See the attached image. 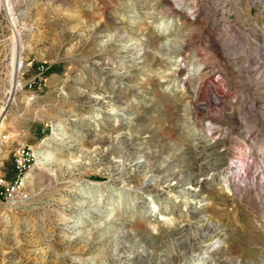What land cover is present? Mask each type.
Returning <instances> with one entry per match:
<instances>
[{
    "label": "rangeland",
    "instance_id": "1",
    "mask_svg": "<svg viewBox=\"0 0 264 264\" xmlns=\"http://www.w3.org/2000/svg\"><path fill=\"white\" fill-rule=\"evenodd\" d=\"M0 118V264H264V0H0Z\"/></svg>",
    "mask_w": 264,
    "mask_h": 264
},
{
    "label": "bare ground",
    "instance_id": "2",
    "mask_svg": "<svg viewBox=\"0 0 264 264\" xmlns=\"http://www.w3.org/2000/svg\"><path fill=\"white\" fill-rule=\"evenodd\" d=\"M21 65H22L21 56L17 55L16 58L14 59V62H13V66H14L13 69L16 71L20 68ZM17 84H18V82L16 81L14 86L16 87ZM1 127H2V119L0 118V129H1ZM1 137L2 136L0 134V138ZM249 164H250V162L247 160H244L243 162H237L236 160L232 161L231 167H233V170L228 175L225 174L226 177H225V179H223V183L226 184L227 186H231L232 188L237 189V188H241L242 184L249 185L251 182L252 183L255 182L260 171H259L258 167L250 168ZM219 231H220V229H219V225L217 222L216 223L210 222L206 226V233H207L206 235L216 236L217 233H219ZM214 240H216V239H214ZM214 240L212 238V242L209 243V244H211V246L214 244L213 243ZM211 246H209V248H211ZM206 249H207V247H206ZM201 255L204 256V258H205L204 261L206 264V262L210 260L209 256L206 253L205 254L201 253Z\"/></svg>",
    "mask_w": 264,
    "mask_h": 264
},
{
    "label": "built area",
    "instance_id": "3",
    "mask_svg": "<svg viewBox=\"0 0 264 264\" xmlns=\"http://www.w3.org/2000/svg\"><path fill=\"white\" fill-rule=\"evenodd\" d=\"M4 137V136H2ZM34 157L33 150L29 145L20 143L13 151L12 169L14 177L12 180L6 179L0 175V195L9 194L13 191H20L24 181V172L29 165L30 160ZM23 197V193L20 194Z\"/></svg>",
    "mask_w": 264,
    "mask_h": 264
},
{
    "label": "crops",
    "instance_id": "4",
    "mask_svg": "<svg viewBox=\"0 0 264 264\" xmlns=\"http://www.w3.org/2000/svg\"><path fill=\"white\" fill-rule=\"evenodd\" d=\"M24 141L23 140H17L15 139V141H11L12 144H14V147H13V151L15 150V148L20 144V143H23ZM26 144V142H24ZM6 173L5 171H2L1 170V167H0V174H3Z\"/></svg>",
    "mask_w": 264,
    "mask_h": 264
}]
</instances>
